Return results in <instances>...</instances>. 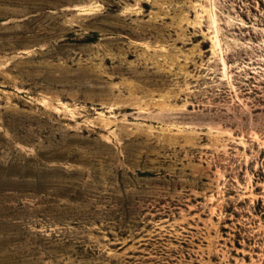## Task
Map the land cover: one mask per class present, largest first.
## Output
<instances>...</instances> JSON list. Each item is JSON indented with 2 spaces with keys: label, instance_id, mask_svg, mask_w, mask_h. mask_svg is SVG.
<instances>
[{
  "label": "rangeland",
  "instance_id": "374dc122",
  "mask_svg": "<svg viewBox=\"0 0 264 264\" xmlns=\"http://www.w3.org/2000/svg\"><path fill=\"white\" fill-rule=\"evenodd\" d=\"M0 264H264V0H0Z\"/></svg>",
  "mask_w": 264,
  "mask_h": 264
}]
</instances>
